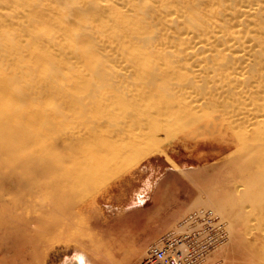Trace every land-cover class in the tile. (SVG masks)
<instances>
[{"label":"bare ground","instance_id":"1","mask_svg":"<svg viewBox=\"0 0 264 264\" xmlns=\"http://www.w3.org/2000/svg\"><path fill=\"white\" fill-rule=\"evenodd\" d=\"M175 141L242 161L233 187L264 217V0H0V229L29 232L36 181L52 180L42 199L76 190L78 206Z\"/></svg>","mask_w":264,"mask_h":264},{"label":"rangeland","instance_id":"2","mask_svg":"<svg viewBox=\"0 0 264 264\" xmlns=\"http://www.w3.org/2000/svg\"><path fill=\"white\" fill-rule=\"evenodd\" d=\"M215 148L209 144L193 149L176 141L165 144L141 155L95 192L82 191L78 206L76 190L66 191L58 199L52 195L42 199L41 188H52V180L36 181L29 232L0 229V264H64L75 259L81 250L93 264H137L163 233L191 227L184 220L194 211L215 216L207 224L222 231L207 236L203 230L206 222H202L203 231L195 241L202 240L199 246L205 247L206 241L213 239L215 247L206 253V247L191 249L196 251V260L189 262L192 259L189 258L187 264H251L253 253L246 249L248 244L264 246V217L255 213L259 210L256 211L253 202L251 205L253 191L245 182L239 191L233 187L237 179L232 170L243 162L214 156ZM26 179V186L33 188V181ZM146 181L150 186H146ZM141 191L145 202L137 204L135 200ZM221 209L231 215V229ZM60 219L67 222L61 230L56 227ZM19 222L18 216L15 223ZM81 242L94 244L96 248L92 250ZM26 248L28 251L31 248L32 254L22 261L15 260L14 253H23Z\"/></svg>","mask_w":264,"mask_h":264},{"label":"built area","instance_id":"3","mask_svg":"<svg viewBox=\"0 0 264 264\" xmlns=\"http://www.w3.org/2000/svg\"><path fill=\"white\" fill-rule=\"evenodd\" d=\"M204 218L208 221H214L216 219L215 216H210L206 212L203 213V211L192 212L187 217H185V222L188 220L191 224V227L179 232L170 230L163 233L154 243H152L147 254L137 264H174L176 259L177 264H187L189 258H192L189 262L195 261V250H191L187 256H182L181 251H176L177 249H180L178 244L181 242L186 244V246L183 247V251H187L188 248L200 250L206 247V249H204V253H206L209 248H214L215 245H213V239L209 238L210 240L206 241L205 247L199 246L202 240L195 241L194 239L201 233L200 231L205 230L207 232V236H211L214 234V232L221 230H217V226L214 227L209 223H206L205 228L203 227V230H201L200 224L203 222ZM219 238H222V234L219 236Z\"/></svg>","mask_w":264,"mask_h":264}]
</instances>
